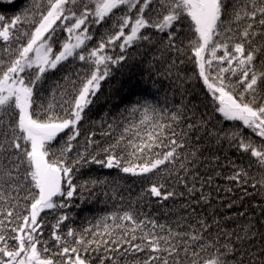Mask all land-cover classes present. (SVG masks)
Returning <instances> with one entry per match:
<instances>
[{
    "label": "snow or ice",
    "instance_id": "snow-or-ice-1",
    "mask_svg": "<svg viewBox=\"0 0 264 264\" xmlns=\"http://www.w3.org/2000/svg\"><path fill=\"white\" fill-rule=\"evenodd\" d=\"M0 264H264V0H0Z\"/></svg>",
    "mask_w": 264,
    "mask_h": 264
},
{
    "label": "trees",
    "instance_id": "trees-1",
    "mask_svg": "<svg viewBox=\"0 0 264 264\" xmlns=\"http://www.w3.org/2000/svg\"><path fill=\"white\" fill-rule=\"evenodd\" d=\"M188 68L191 69V65H188ZM145 79H146L145 65L132 64L130 65L129 70L126 71L123 75H121L120 73H117L116 76L110 81V83L112 85H116L117 81H120V83L123 85V91L121 92V96L127 94L132 99H135L136 94H143L144 87H145V84H144ZM133 84L135 85V87L131 88V91H129V88ZM104 90L107 93L108 84L104 85ZM194 90L197 93H200L201 95L203 94L201 90V86L199 84L195 85ZM119 102H120L119 96H117L114 100L110 102L101 101V103L97 105L96 107L95 113L93 115V119H98L99 115H102L103 111H106L111 106V104L113 103L118 104ZM136 118L138 119V117ZM106 173H107V170H101L98 168V166H92L91 169L85 171V176L83 178H87L89 174L95 176V175H104ZM114 174L115 173H113V175ZM134 190L138 191L139 189L138 187L134 186ZM76 203L81 204V208L78 209L73 206L71 211L76 219L77 225L86 224L87 220H92L94 217L104 215L107 212L112 210L111 209L112 202H109L108 205H105L101 201H91V202L85 203L83 201H80L79 197L77 196L73 201V205H75ZM152 207L156 213H160L162 211V209L155 203H153ZM49 219H51V217H49ZM160 219L163 220L165 219V217L161 215ZM45 235H47V232L45 233Z\"/></svg>",
    "mask_w": 264,
    "mask_h": 264
}]
</instances>
